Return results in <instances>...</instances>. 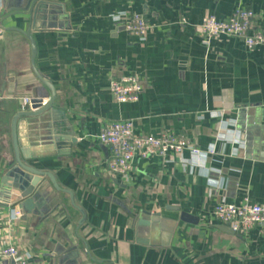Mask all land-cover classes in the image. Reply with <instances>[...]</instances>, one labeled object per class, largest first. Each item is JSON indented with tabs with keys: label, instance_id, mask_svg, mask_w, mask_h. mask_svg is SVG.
Masks as SVG:
<instances>
[{
	"label": "crops",
	"instance_id": "obj_1",
	"mask_svg": "<svg viewBox=\"0 0 264 264\" xmlns=\"http://www.w3.org/2000/svg\"><path fill=\"white\" fill-rule=\"evenodd\" d=\"M46 1L55 8L33 32L35 64L78 142L71 154L53 155L47 118H21L18 133L38 154L30 162L73 198L45 177L47 213L22 210L10 222L14 194L0 206V249L15 243L41 264H264V228L235 233L212 213L219 202L245 196L264 203V42L253 49L233 37L208 44L196 28L244 7L264 33V0ZM133 12L149 21L144 40L113 19ZM29 27L27 14L5 19L0 11V179L14 158L11 124L25 110L23 99L51 95L32 68ZM129 75L143 90L135 102H118L110 80ZM124 119L141 135L181 133L216 153L204 169L184 161L192 157L186 149L136 158L129 179L112 176L99 134Z\"/></svg>",
	"mask_w": 264,
	"mask_h": 264
},
{
	"label": "built area",
	"instance_id": "obj_2",
	"mask_svg": "<svg viewBox=\"0 0 264 264\" xmlns=\"http://www.w3.org/2000/svg\"><path fill=\"white\" fill-rule=\"evenodd\" d=\"M254 18L253 10L237 7L226 18H217L214 15L205 17L196 25V28L208 44L214 39L233 37L242 40L248 48L253 49L264 42V33L255 28ZM113 19L140 40L145 39L150 29L149 21L142 13L120 14L114 16ZM110 90L118 102H135L140 97L143 85L141 80L134 75L114 77L110 80ZM30 104L31 98L25 97L23 108L27 109ZM99 140L109 150L106 159L107 172L112 176L125 179H129L132 174L136 158L166 156L169 152L181 156L187 149L191 151L192 157L184 161L204 169L209 155L216 153L214 146L208 150H201L190 144L187 137L181 133L161 132L157 135H141L136 132L134 121L131 119L107 122L99 134ZM212 213L215 219L239 234H248L255 227L264 228V203L253 202L249 196H245L240 203L221 201L213 208ZM22 215L23 213L16 208L12 210L7 219L13 222L19 220ZM31 257L15 243H10L0 249V258L7 260V264H41L32 261Z\"/></svg>",
	"mask_w": 264,
	"mask_h": 264
},
{
	"label": "water",
	"instance_id": "obj_3",
	"mask_svg": "<svg viewBox=\"0 0 264 264\" xmlns=\"http://www.w3.org/2000/svg\"><path fill=\"white\" fill-rule=\"evenodd\" d=\"M2 10L5 13V19L9 16L27 14L30 18V27L23 33L31 42L32 46V68L38 79L50 90V98L45 102L43 97L31 99L30 106L18 112L11 124L12 146L14 158L9 162L0 179V206H9L11 197L18 196V208L21 212L25 210L29 214L36 212L40 216L45 215L49 210L44 209L48 202V195L44 189L46 179L51 182L57 192H66L73 198L72 191L61 188L52 172L44 171L34 166L31 159L37 158L35 149L30 148V144L24 142L18 133L19 121L24 118H38L42 120L47 118L46 125L49 129L47 140L54 144L53 155H69L72 147L78 142V137L74 131L71 121L66 115V111L56 104V89L52 83L47 81L36 68L37 44L33 32L37 26L40 15L44 12H51L55 8L51 2L46 0H1ZM44 22V21H43ZM46 26V23H43ZM48 199V200H47ZM74 203V200L72 199ZM53 207V206H52ZM23 213V212H22ZM229 227V226H228ZM235 232V231H234ZM236 233V232H235ZM76 250V247L74 248ZM72 256L79 258V253L74 251Z\"/></svg>",
	"mask_w": 264,
	"mask_h": 264
}]
</instances>
